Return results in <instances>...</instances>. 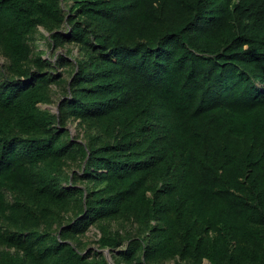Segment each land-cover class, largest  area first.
I'll use <instances>...</instances> for the list:
<instances>
[{
  "label": "trees",
  "instance_id": "16d2710c",
  "mask_svg": "<svg viewBox=\"0 0 264 264\" xmlns=\"http://www.w3.org/2000/svg\"><path fill=\"white\" fill-rule=\"evenodd\" d=\"M40 27L83 53L58 114ZM0 49V243L17 251L0 264H110L67 239L120 218L144 232L127 264H264V0H0ZM70 118L110 138L73 143ZM74 155L85 189L59 176ZM72 209L61 238L36 229Z\"/></svg>",
  "mask_w": 264,
  "mask_h": 264
},
{
  "label": "rangeland",
  "instance_id": "374dc122",
  "mask_svg": "<svg viewBox=\"0 0 264 264\" xmlns=\"http://www.w3.org/2000/svg\"><path fill=\"white\" fill-rule=\"evenodd\" d=\"M63 5L66 4L64 3ZM68 30L69 25H63L61 31L65 33ZM50 37L51 32L44 27H40L38 32L33 36V39L30 40V42L33 49L32 58L41 55L43 59L52 62L54 65L56 64L57 68H55V70H51L52 74L58 76V79H63V82L65 81L63 84L59 82H51V101L49 103L40 105L42 110L50 111L53 114H58L60 112L62 104L73 95L71 82L73 81V76L77 70L76 60L78 58H82L83 53L80 48L74 43L72 44L67 42L64 45L59 46L51 45ZM58 56H64L66 58L65 62H70V64L68 63L67 65H64L63 63H60L57 60ZM10 65V59L6 55H4L2 49H0L1 72L4 71L8 76H13ZM30 65H33V62H31ZM60 126L62 131L67 130L69 133H71V140L73 143L80 142L88 146L90 142H92L93 140H97L94 139L96 137L110 138V133H107V131L104 130V128H102L101 126L89 122L75 120L74 118L68 119L65 127H62V125ZM85 164L86 160L82 159L79 155H74L66 159L64 166L59 171V176L62 179V182L65 183V178L70 177V185H74L75 187H82L85 189V187L87 186V183L84 182ZM14 198L15 195L8 193V199L10 201H13ZM75 219L76 211H73L72 209L68 213H66L63 221L53 220V223L51 222L52 225L49 228L48 224H46L43 219H40L36 229H40V231L49 229L48 231H51L53 233L52 236H56L59 234V238H61V231L64 230V227L71 224V222L74 223L73 221ZM7 225L13 231H18L20 229L13 223H7ZM103 226L106 227L105 229H107L109 233L118 236V238L122 240V244L118 248L101 249L99 241L103 237ZM4 228L5 227H3V229ZM143 235V229L139 227V224L137 222L126 218H120L108 219L103 222H96L94 224H91L84 232L68 238L67 241L74 245L83 254L91 256V258L97 256L98 252H101L107 256L110 264H127L122 257V251L126 252L132 240L143 237ZM49 243H51V241ZM5 251H9L12 254L17 253L16 249L9 248L0 243V259L3 252ZM178 262L179 260L172 259L163 264H177ZM204 264H209V262L205 261Z\"/></svg>",
  "mask_w": 264,
  "mask_h": 264
}]
</instances>
